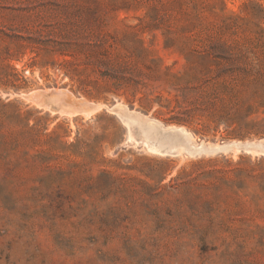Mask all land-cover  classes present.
<instances>
[{
    "label": "rangeland",
    "instance_id": "rangeland-1",
    "mask_svg": "<svg viewBox=\"0 0 264 264\" xmlns=\"http://www.w3.org/2000/svg\"><path fill=\"white\" fill-rule=\"evenodd\" d=\"M8 62L0 264H264V0H0Z\"/></svg>",
    "mask_w": 264,
    "mask_h": 264
},
{
    "label": "water",
    "instance_id": "water-1",
    "mask_svg": "<svg viewBox=\"0 0 264 264\" xmlns=\"http://www.w3.org/2000/svg\"><path fill=\"white\" fill-rule=\"evenodd\" d=\"M166 126V125H165ZM181 126H170L169 128H163L162 126L157 127V130L160 133H164L167 136H175L176 139L180 142L181 145H183L185 147V150L183 152V154H188V155H202V154H215V153H221V152H226L232 149L233 147V143H229V142H223L220 144L217 143H208L205 142L203 144L200 145L199 148H197L196 150H194L193 152H191L190 150H188L185 142L182 139V133H181ZM185 127V126H183ZM186 128V127H185ZM239 146L240 149L242 150H248L249 148L255 147L257 150H261L264 152V143L262 144H257V142H253V145H250L248 143H238L237 144ZM166 155H178L177 152H170V153H165Z\"/></svg>",
    "mask_w": 264,
    "mask_h": 264
},
{
    "label": "trees",
    "instance_id": "trees-1",
    "mask_svg": "<svg viewBox=\"0 0 264 264\" xmlns=\"http://www.w3.org/2000/svg\"><path fill=\"white\" fill-rule=\"evenodd\" d=\"M67 61L68 60H64V62H67ZM52 63L56 64V61H52ZM5 67L7 70H4V72H2V73L0 72V85H8V84L14 85L15 84L14 82L17 80L16 68L13 64H11L9 62L5 64ZM242 112H243V110H241V109L240 110L238 109L234 112L229 110L227 112V120H232L233 122H234V120H238L239 117L243 116ZM254 112H259V109H253L252 107H248L244 111V116L248 117ZM167 120L175 121V122L183 123V124L189 123V121L186 118L180 117L178 115H173L171 117H168Z\"/></svg>",
    "mask_w": 264,
    "mask_h": 264
},
{
    "label": "bare ground",
    "instance_id": "bare-ground-1",
    "mask_svg": "<svg viewBox=\"0 0 264 264\" xmlns=\"http://www.w3.org/2000/svg\"><path fill=\"white\" fill-rule=\"evenodd\" d=\"M66 89H67V88H66ZM35 91H36V90H35ZM30 92H31V91H30ZM36 94H38V92H37ZM31 95H32V94H31ZM31 95H30V96H31ZM30 96H29V97H30ZM32 96H34V95H32ZM57 96H58V95H56V97H57ZM36 98H37L36 100H39L38 97H36ZM62 98H63V97H62ZM67 98H68V95H67L66 99H67ZM72 99H73V98H72ZM36 100H34V101H36ZM44 100H46V99H44ZM34 101H33V102H34ZM61 101H62V100H61ZM73 101H74V100H73ZM75 102H76V101H75ZM44 103H45V101H44ZM44 103H43V105H44ZM84 103H85V102H84ZM89 103H90V102H89ZM40 104H42V103H40ZM58 105H59V103H58ZM61 105H62V104H61ZM61 105H60V106H61ZM88 105H89V104H88ZM100 105H101V104H100ZM46 106H47V104H46ZM64 106H65V105H64ZM66 106H67V105H66ZM68 106H69V105H68ZM97 106H98V107H97ZM97 106H96L95 109H97V108L99 109L102 105H101V106L97 105ZM70 107H71V106H70ZM63 108H64V107H63ZM65 108H68V107H65ZM65 108H64V109H65ZM59 109H60V108H59ZM59 109H58V110H59ZM58 110H57V111H58ZM66 110H67V109H66ZM75 110H76V109H75ZM84 110H85V109H84ZM87 110H89V109L87 108ZM90 110H91V109H90ZM90 110H89V111H90ZM59 111L61 112V110H59ZM63 111H64V110H63ZM55 112H56V111H55ZM71 112H72V111H71ZM86 112H87V111H86ZM72 113H73V112H72ZM87 113H88V112H87ZM118 113H119V115H121L122 118L124 117L120 112H118ZM130 113H131V112H130ZM88 115H89V114H88ZM137 115H138V114H137ZM123 119L126 121V118H125V117H124ZM145 120H146V119H145ZM126 122H127V121H126ZM131 123H132V122H131ZM168 127H169V126H168ZM180 128H181V133H182V139H183V141H184V140H185V141L188 140V142H185V141H184L185 144H186V146H187V148H188V150H190L191 152H193L194 150H196L197 148H199L200 146H198L197 144H194V143H192V142L190 141V139H191L192 136L190 135L191 137H189V134H188V132L186 131V129H184V127H183V128L180 127ZM154 130H155V129H154ZM138 131H139V130H138ZM148 131H150V130H148ZM135 133H136V132H135ZM139 133H141V132L139 131ZM159 133H160V132H159ZM161 134L166 136V134H164V133H161ZM130 135H131V134H130ZM133 136H134V135H133ZM158 137H159V135H158ZM131 138H132V137H131ZM131 138H129V139H131ZM134 139H135V138H134ZM194 139H195V138H194ZM153 140H154V139H153ZM135 141H136V140H135ZM149 141H150V140H149ZM189 141H190V142H189ZM196 143H197V142H196ZM215 143H216V142H215ZM234 143H235V142H234ZM258 143H259V144H262V143H264V142H263V141H259V142H257V144H258ZM149 144H150V143H149ZM149 144H148V146H149ZM170 144H171V143H170ZM174 144H175V143H174ZM248 144L253 145V142H250V143H248ZM234 145H236V144H234ZM234 145H233V148H234V147L236 148V146H234ZM149 147H150V149H151V146H149ZM149 147H148V148H149ZM174 147H175V146H174ZM238 147H239V146H238ZM238 147H237V148H238ZM154 148H155V147H154ZM162 149H163V148H162ZM165 149H166V148H165ZM167 149H169V148H167ZM167 149H166V150H167ZM166 150H165L164 152H167ZM169 150H170V149H169ZM172 150H174V149H172ZM184 150H185V147H184ZM235 150H237V149H235ZM253 150H254V151H257V149H256L255 147H252V146H251V148L248 149V151H253ZM157 151H158V150H157ZM170 151H171V150H170ZM237 151H238V150H237ZM171 152H174V151H171ZM257 152H258V151H257ZM161 153H162V152H161ZM167 153H168V152H167Z\"/></svg>",
    "mask_w": 264,
    "mask_h": 264
}]
</instances>
